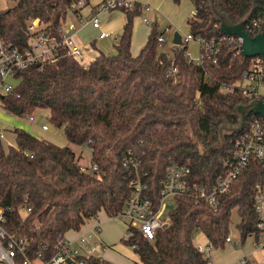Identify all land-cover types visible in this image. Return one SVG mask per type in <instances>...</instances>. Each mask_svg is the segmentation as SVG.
I'll return each mask as SVG.
<instances>
[{
  "label": "trees",
  "instance_id": "trees-1",
  "mask_svg": "<svg viewBox=\"0 0 264 264\" xmlns=\"http://www.w3.org/2000/svg\"><path fill=\"white\" fill-rule=\"evenodd\" d=\"M78 0H16L0 17L2 35L17 44L27 43V22L39 18L46 31L60 37L59 27ZM180 3L181 0H174ZM196 13L188 24L190 33L206 40L220 41L216 61L202 64L187 54V45L174 51L173 58L159 51L157 21H152L145 45L132 53L134 18L143 7L121 6L126 15L115 54H100L87 66L61 51L59 58L43 68L30 66L19 71V83L6 94L3 107L17 116L38 109L49 110V121L64 128L69 142L88 145L95 171H84L70 146H60L31 132L16 128L17 145L5 148L0 137V197L13 211L7 215L9 232L30 240L29 255L45 249L50 257L60 237L104 210L110 217L122 211L133 192L137 177L156 205L161 200V181L172 161L191 169V181L210 187L223 172V159L240 131L237 106L251 98L239 82L252 62L260 56L245 57L239 38L232 42L220 29L219 12L234 23L245 21L247 31H261L254 20L264 19V0H191ZM172 66L178 70L168 76ZM226 86H229L227 89ZM261 117L260 115H258ZM251 115L246 116V123ZM264 188V161L251 159L231 188L219 196L213 210L193 194L176 198L169 211L168 225L157 231L155 240L133 229L124 243L134 246L140 261L133 264H209L194 243L196 231L215 247H224L234 209L240 217L237 227L241 241L258 234L254 205L256 185ZM30 208L21 212L19 208ZM91 264H116L105 257H85Z\"/></svg>",
  "mask_w": 264,
  "mask_h": 264
},
{
  "label": "built area",
  "instance_id": "built-area-1",
  "mask_svg": "<svg viewBox=\"0 0 264 264\" xmlns=\"http://www.w3.org/2000/svg\"><path fill=\"white\" fill-rule=\"evenodd\" d=\"M135 1L131 0H102L97 5L98 11L109 10L121 6L133 7ZM88 0H78L72 3V10H80L87 5ZM143 12L151 11L150 4H142ZM3 9L0 6V17ZM142 12V13H143ZM196 11L194 10L192 15ZM147 24L152 23V19L147 16L142 17ZM83 21V19H81ZM88 22L93 27L100 29L101 21L98 14H94ZM253 26L261 31L264 26V19L254 20ZM26 31L29 39L25 44H17L5 38L0 29V107L3 106V99L6 94L13 92L17 86L15 80L19 81V71L37 66L43 68L46 64L54 63L60 56L61 51H65L80 63L87 66L91 61L87 58L86 50L76 43L75 35L77 27L73 23L67 26L64 23L59 27L60 37L46 31V25L39 18H32L27 22ZM264 32V31H261ZM110 32L101 30L99 38H105ZM234 42L233 36L228 35ZM185 42L196 40L199 44L200 53L193 59L187 50L186 54L197 63L202 64L205 58H213L216 61V54L219 51L220 41L216 39L206 40L202 37L195 38L190 32L184 38ZM164 38L158 36L159 45ZM240 41V39H239ZM241 43V41H240ZM177 68L172 66L169 69L168 76H173ZM237 85L241 87L248 97L261 99L264 102V63L262 58L255 59L250 68L243 74V79ZM229 89V86H226ZM251 115L248 122L236 137L233 147L229 150L223 159V172L215 179L212 186L206 187L191 181V169L189 166L172 161L168 166L166 175L161 181V200L156 205L148 196L147 185L141 182L138 177L137 163L131 158L124 161V165L135 171L137 177L132 181L133 192L127 198L125 205L117 215H120L126 223L125 237L131 236L133 229H137L141 234L151 241L155 240L157 231L164 228L168 223L169 211L175 206L176 198L184 194H193L199 199L206 200L213 210L219 208V196L226 193L248 166L251 159L264 161V118L258 114ZM30 123H35L34 112L25 115ZM44 130H48L47 124H42ZM0 137L3 138V132L0 130ZM84 171L92 172L98 169L96 165L91 168L82 165ZM254 205L257 213L258 234L253 233V249L249 253L243 254L236 261L228 264H264V188L257 184L254 193ZM25 213L30 208H19ZM13 211L11 206L3 205L0 197V264H91L86 260V256L96 255L103 257L102 243L96 238V230L88 229L78 232L74 239L65 235L60 237L56 245L55 253L45 256L47 245L44 244V250H39L34 255H29L27 249H30V240L25 236H19L11 233L5 227L7 215ZM116 215V216H117ZM99 226H96L98 230ZM204 236L202 230L196 231L194 243L204 257L209 260L212 244H203L199 240ZM226 242L234 246L243 244L240 240H235L231 233L228 234ZM133 249L135 247L131 246ZM39 262V263H38ZM209 264H213L209 260Z\"/></svg>",
  "mask_w": 264,
  "mask_h": 264
},
{
  "label": "rangeland",
  "instance_id": "rangeland-1",
  "mask_svg": "<svg viewBox=\"0 0 264 264\" xmlns=\"http://www.w3.org/2000/svg\"><path fill=\"white\" fill-rule=\"evenodd\" d=\"M137 2H146V0H131ZM92 3H97L95 0H91ZM177 7L165 8L164 11H161L158 15L157 20V29L162 31L167 28V35L171 36L175 31L180 33L190 32V27L185 25L183 28L175 30L174 21L178 20L179 23L183 21L186 23L185 17H187L191 10V0H181L180 3H176L172 0ZM16 3V0H0V6L2 8H8L13 6ZM143 14H138L134 18V28L132 41L140 42L145 37L147 29L152 27L151 24H146L142 21ZM174 17V20L172 18ZM125 13L121 8H113V13L104 20L106 23L107 29H112V26H116L118 21L123 20ZM113 21V23H112ZM109 23V25H108ZM93 32V31H92ZM95 33V32H94ZM141 37H143L141 39ZM139 38V39H138ZM138 39V40H137ZM172 39L168 43L171 42ZM114 43L115 40L107 38L106 40L99 41L98 44L101 45L102 50L105 53L114 52ZM165 48L164 44L159 45V49L163 50ZM190 51L195 49L194 45H190ZM139 53V52H138ZM193 53V52H192ZM191 53V54H192ZM193 55V54H192ZM19 81L15 80V84H18ZM34 116L36 118L35 123H30L25 116H17L9 111H7L3 106L0 107V130L3 132V144L5 148H8L10 145L16 146V134L14 130L16 128L24 129L37 137H42L47 139L60 146H70L75 151L78 162L82 165H85L89 168L92 167V152L91 148L88 145H76L68 141L65 136L64 128L53 125L49 121V110L48 109H38L35 110ZM42 124H47L49 129L44 130ZM226 126V125H225ZM225 129L222 131L221 138L223 139ZM228 131V130H227ZM240 217L238 215L237 209L233 210L231 223L229 226V233H231L235 240H240L241 235L237 227ZM100 222V223H99ZM99 223L101 226V231H105L104 234H100L101 239L106 242V246L102 248V253L104 257L110 261L115 262L116 264H133L139 262V256L135 250L124 243L125 233H126V223L125 220L120 216L110 217L105 211H100L98 216L89 219L83 226V228H88L90 224ZM103 229V230H102ZM203 244H210L208 239L205 236H202L199 240ZM253 249V236H248L246 241L239 246L231 245L226 243L224 247H215L212 245L210 252V262L213 264H228L236 261L243 254L251 252ZM39 263V262H38ZM4 264V263H3Z\"/></svg>",
  "mask_w": 264,
  "mask_h": 264
},
{
  "label": "crops",
  "instance_id": "crops-1",
  "mask_svg": "<svg viewBox=\"0 0 264 264\" xmlns=\"http://www.w3.org/2000/svg\"><path fill=\"white\" fill-rule=\"evenodd\" d=\"M97 3H92L91 0H88L87 5H85L84 7H82L79 11H71L66 19V21L64 22V25L67 26L69 23H73L76 25L77 27V31H76V35H75V41L77 44H79L80 46H82L85 50H86V55L87 58L91 61L93 59H95L100 52H104L102 50L103 47H101L100 44H98L99 41H103L106 40L107 38L113 39L115 40L114 43V52L113 53H106V54H115L116 53V45L118 42V38L119 35L121 34L122 30H123V26L124 23L126 21V15L123 18V20L118 21L116 26H112V29H107L106 28V23L104 24V20H106V18L108 17V15L110 16L111 13H113V9H109V10H104V11H98L97 10V5L102 1V0H95ZM137 2V1H136ZM141 4H150L152 6V10L151 11H144L142 14L143 16H147L150 17L152 19V21L154 20H158V15L161 11H164L163 9L165 8H171V7H177L176 4H174L172 2V0H146V2H139ZM195 10L194 4L193 2H191V10L190 13L187 17H185L184 20H186V23L183 21L182 23H179V21L175 20L174 22V29L177 30L180 28H183L185 25L189 26L188 24V20L189 18L192 16L193 11ZM98 14L100 21H101V26L100 29L93 27V25L91 24V22H88L87 20H89V18H91L94 14ZM142 16V17H143ZM173 20L174 17L172 16ZM81 19H83V21H81ZM143 21V19H142ZM144 22V21H143ZM113 23V21H112ZM146 23V22H144ZM147 24V23H146ZM109 25V23H108ZM148 25V24H147ZM101 30L103 31H107L110 32V35L108 37L105 38H99V34L101 32ZM93 31V32H92ZM151 31V28L149 27L146 31L145 37H141L142 40H140V42H134L132 41V46H131V50L132 53L134 55L138 54V52H140L141 48L145 45L149 33ZM167 28L160 31V35L163 36L164 41L162 42V44H164L165 48L162 51L164 53H166L170 58H173L174 56V51L184 45H187L188 48V52L190 57H192L193 59H195L196 57H198L200 50H199V44L196 40H190L188 42H185L184 38L186 37V34L189 33H180L182 36V43L181 44H176L174 43V33L171 34V36L167 35ZM95 32V33H94ZM139 39V38H138ZM137 39V40H138ZM171 40L170 43H168ZM161 44V45H162ZM193 44L195 49L192 50V52L190 51V45ZM105 53V52H104ZM193 55H192V54ZM42 138V137H40ZM104 211V210H102ZM98 216V215H97ZM100 223V222H99ZM99 223H95V224H90L89 226H87L88 228H82L81 230H88V229H95L96 230V238L98 241H100L102 243V246L105 247L106 246V242L101 239L100 234H104L105 231H101V226ZM96 226H99L98 230L96 229ZM85 227V226H84ZM80 230V231H81ZM79 231L76 230H70L68 231L65 236L70 238V239H74ZM102 247V248H103ZM104 257V255H103ZM140 261V259H139ZM119 264H124V263H119Z\"/></svg>",
  "mask_w": 264,
  "mask_h": 264
},
{
  "label": "water",
  "instance_id": "water-1",
  "mask_svg": "<svg viewBox=\"0 0 264 264\" xmlns=\"http://www.w3.org/2000/svg\"><path fill=\"white\" fill-rule=\"evenodd\" d=\"M212 7L220 20L221 31L226 35H236L240 39V50L242 55L245 57L260 56L264 63V32L252 35L247 31L244 20L239 23H234L227 14L219 12L213 2ZM174 43H182V36L179 31L174 33ZM237 112L240 115V123L237 126H222L220 128L221 135L223 129L228 131L241 130L248 114L254 113L264 118V102L261 99H253L248 103L238 105ZM167 225L168 223H165L163 227L165 228Z\"/></svg>",
  "mask_w": 264,
  "mask_h": 264
}]
</instances>
